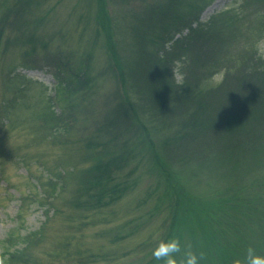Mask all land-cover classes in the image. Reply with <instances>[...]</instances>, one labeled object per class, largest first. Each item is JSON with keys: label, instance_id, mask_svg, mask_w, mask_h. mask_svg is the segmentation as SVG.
Here are the masks:
<instances>
[{"label": "rangeland", "instance_id": "1", "mask_svg": "<svg viewBox=\"0 0 264 264\" xmlns=\"http://www.w3.org/2000/svg\"><path fill=\"white\" fill-rule=\"evenodd\" d=\"M159 1L132 0V4L125 5L123 0H108V11L115 33L113 37L126 50L127 63L135 55L131 42L133 34L129 28L135 24V18L147 17V8ZM14 2L0 0V20L8 14L7 21L0 23V28L6 26L0 37V260L4 264H163L153 258L152 250L159 241H167L172 237L180 239L182 250L190 244L197 254L203 252L204 259L200 264H209L214 257L222 256V253L208 246L205 238L192 231L188 232L187 225L192 222L186 223V220L196 215L197 210H191L182 200L176 214V196L169 191L164 199V185L156 188L159 200L147 196L146 201L151 199L142 202L146 196L145 188L150 183L148 179L155 178L153 172L150 178L143 176L145 179L134 184V179L141 177L139 171L142 166L135 177L127 179L131 187L124 191L119 200L104 201L102 204L97 202L95 194L105 184L114 190V172L118 175L114 169V157L119 154L116 150H120L123 143L132 138L131 133L123 132L121 135L118 128L114 131L118 123L115 119L117 107L123 98L121 91L120 99H116L118 83L120 86L116 76L112 80L100 79L96 92L89 93L86 90L87 100L78 102L79 107L76 108L72 105L67 110L66 96L62 93L60 97L63 100L65 98V109L68 111L64 119L78 120L81 124L76 122V125L81 130L67 145L45 136L48 131L43 122H53V112L62 117L58 114L60 111H56L52 105L54 86L58 87L57 82L63 83L76 73L73 68L70 72L69 69L64 71L58 65L60 60L56 58L68 54L71 48L89 49L91 57L86 52L83 57L84 63L90 60L91 75L110 66L107 32L95 18V0H46L35 3L31 8L23 1L18 0L15 6ZM124 5L132 7L129 10ZM223 11L235 16L240 13L237 19L243 17V20L248 21L244 24L242 36L233 43L232 50L226 55L230 58L232 55L243 56L247 47L255 51L257 58L264 59V50L257 47L264 41V1L209 0L200 16V22L206 24L214 15ZM119 31H123V35ZM195 50L201 54L206 51L208 55L211 52L198 45L189 52ZM117 72L114 68V75ZM225 72L221 69V73L207 79V82L217 87L223 81ZM13 75H20L17 77L19 79L10 81ZM17 88L25 95L20 96L19 91L20 95L14 102L7 99L13 97ZM130 92L134 103H137L136 95ZM68 100L72 104L77 103L72 97ZM9 108L15 111L10 113ZM132 120L122 118L121 124ZM82 124L87 128L84 129ZM157 131V138L153 139L155 144L159 139L164 140L169 133L161 122ZM43 138L47 141H43ZM87 142L89 149L85 148ZM93 142H96L95 146ZM132 163L128 165V170L130 167L138 168ZM66 168L67 175L63 171ZM77 168L86 169L84 178H75L71 173ZM263 173L264 165L258 168L256 177L262 179L259 176ZM213 175L211 187L215 188L216 177L221 176L214 172ZM250 177H253L252 174L245 175L244 183ZM82 179L88 183L85 185L87 191L80 192L78 189ZM155 180L158 181L157 178ZM51 185L58 187L55 194ZM202 189H199L201 193ZM251 190L249 193L253 196H258L254 195V191L262 193L259 188ZM230 221L234 222L227 217V223ZM252 224L243 220L237 224L241 235H236V231L232 238L230 234H225L232 241L241 239L244 247L236 256H227V261L224 259L221 264H228L235 257L242 259L248 247H253L258 255L264 256L258 252L259 249L264 253V247H261L264 245V232L255 229L256 221H252ZM191 226H200V220ZM20 236L30 237V243L25 245ZM247 241L249 246L245 245ZM16 250L27 253L28 259H22L18 254L10 261L7 253ZM177 259H180L179 255Z\"/></svg>", "mask_w": 264, "mask_h": 264}, {"label": "trees", "instance_id": "2", "mask_svg": "<svg viewBox=\"0 0 264 264\" xmlns=\"http://www.w3.org/2000/svg\"><path fill=\"white\" fill-rule=\"evenodd\" d=\"M20 1L31 8L35 3L46 0ZM260 1L264 0H258ZM95 2V18L107 32L110 66L91 75L90 60L84 63L83 57L85 52L91 57L92 52L88 51L89 49L71 48L65 55L60 52L61 57L56 58L60 60L58 65L64 71L69 69L70 72L73 68L76 73L63 83L57 82L58 87L54 86L52 105L56 111H60L58 114L62 117L53 112V122H43L48 131L45 136L67 145L81 130V127L76 125V122L80 123L78 120L70 119V122L64 119L63 116L68 111L65 109V98L63 100L60 97L62 93L66 96L67 110L72 105L76 108L79 107L78 102L87 100L86 90L90 91L89 93L96 92L100 79L112 80L116 76L120 82L115 91L116 99H120L121 91L123 98L117 107L115 119L118 123L114 131L118 128L117 131L121 132V135L123 132L131 133L132 138L124 142L120 150H116L119 154L114 157V169L118 175L114 172V190H110L105 184L95 194L97 202L102 204L104 201L107 203L119 200L124 191L131 187L127 184V179L135 177L137 170L142 166L139 171L141 177L133 178L134 184L145 179L143 176L150 178L153 172L158 180L154 177L148 179L150 183L145 188L146 196L142 202L146 203L153 197L159 200L156 197V188L164 185V199L169 191L176 196V214L180 210L182 200L191 210L196 209V215H191L189 221L186 220V223L192 222L190 225L186 224L187 230L205 238L212 250L222 253V256L214 257L209 263L219 264L220 261L221 264L222 260L227 261L229 255L236 256L244 247L241 239H231L235 231L236 235H241V230L237 227L239 222L246 220L252 224V221H256L255 229L264 232V173L259 176L262 179L256 177L258 168L264 165V59L257 58L255 51L247 47L243 56L232 55L230 58L226 55L243 33L244 24L248 21L243 20V17L237 19L240 13L235 16L223 11L203 24L200 22V16L209 0H160L147 8V17L145 15L139 19L135 18V24L129 28L131 35L133 34L131 42L135 55L127 63L126 50L119 40L113 37L115 33L113 34L112 18L108 11V0ZM123 2L125 5L132 4V0ZM15 5H18V0H15ZM125 5L123 7L128 9L132 7ZM7 17L8 14L3 15L0 23L7 21ZM4 28L6 26L3 25L0 28V37ZM119 32L123 35V31ZM196 45L213 54L210 52L208 55L206 51L201 54L198 50L189 52ZM86 46L89 47V44ZM177 60H182L185 64V81L182 87L173 80L171 70ZM114 68L118 71L115 75ZM221 69L226 71L223 81L217 87L208 83L207 79L210 80L221 73ZM19 76H10V81ZM21 79L24 80L22 76ZM85 82L87 86L84 85ZM128 86L136 95L137 103H134ZM19 91L21 94L22 90L17 88L13 97L7 99L13 101L20 95ZM22 95L25 94L20 96ZM71 97L76 99L77 103L69 102ZM43 103L44 101L41 106ZM37 107L38 105L36 109ZM8 111L15 110L9 108ZM122 118L133 120L121 124ZM160 122L166 126L169 133L164 140L156 141V145L153 139L157 138L155 134ZM82 127L87 128L85 124H82ZM46 138L42 140L47 141ZM95 144L96 142H93V146ZM89 147L87 142L85 148ZM132 162L138 168L130 167L128 170V165H133ZM82 168L71 171L75 178L85 177L87 171ZM63 171H66L67 175L68 169ZM213 172L221 176L216 177L215 188L211 187ZM249 174L253 177L244 183L245 175ZM87 184L86 180L82 179L78 190L87 191ZM51 186L55 194L58 187ZM256 187L262 193L254 191V195L258 196H253L249 192L253 191L251 188L257 190ZM199 189H202L203 193ZM245 195L248 197H244ZM147 196L151 198L146 201ZM179 216L182 217L181 214ZM227 217L234 222L227 223ZM196 220H200V226L193 228L191 225L194 226ZM225 234H230L231 238L228 239ZM29 238L20 236L25 245L30 243ZM245 245L249 246V242H245ZM258 252L264 254L259 249ZM18 254L22 259H28V254L23 251L7 253L10 261Z\"/></svg>", "mask_w": 264, "mask_h": 264}, {"label": "clouds", "instance_id": "3", "mask_svg": "<svg viewBox=\"0 0 264 264\" xmlns=\"http://www.w3.org/2000/svg\"><path fill=\"white\" fill-rule=\"evenodd\" d=\"M259 50H264V41L258 44ZM175 66L171 68L173 74V80L175 83L182 87L185 81V73L183 69L185 64L182 60L174 62ZM180 259H177V256ZM152 256L157 261H162L163 264H200L204 259V253L197 254L192 250V246L186 245L182 250L181 242L178 237H172L167 241L161 240L157 246L152 250ZM0 264H4L3 260H0ZM232 264H264V256L258 255L253 247H248L244 257L234 258Z\"/></svg>", "mask_w": 264, "mask_h": 264}]
</instances>
